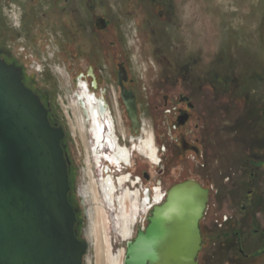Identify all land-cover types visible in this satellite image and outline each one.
I'll use <instances>...</instances> for the list:
<instances>
[{"label": "flooded vegetation", "instance_id": "flooded-vegetation-1", "mask_svg": "<svg viewBox=\"0 0 264 264\" xmlns=\"http://www.w3.org/2000/svg\"><path fill=\"white\" fill-rule=\"evenodd\" d=\"M80 1L89 9V25L74 17L78 13L72 8L74 0H54L56 12L54 18L49 21L56 30L67 33V41L63 36L66 45H63L55 34H44L41 31V22L39 29H36L37 34L30 38L34 43L36 37L46 51L39 61L36 54L31 53L32 48L26 37L23 60L12 51L2 48L0 57L21 68L25 85L40 97L49 111L51 124L64 132L62 145L68 160L71 186L69 200L77 212L79 222V210L73 200L79 197L86 219L82 238H86L90 216L94 217L92 205L95 202L94 194L97 193L107 205L105 208L115 212L111 219L114 220L113 224L118 214L119 199L135 196L133 202L138 205L139 212L128 239L133 241L142 230L144 221H147L145 228L148 226L153 207L163 204L166 200L165 198L160 204L155 203V194L159 188H156L157 177L166 174L165 158L173 156V148L178 146L183 162V174L186 176L194 171L197 173L196 176L179 183L195 181L209 193L207 208L200 222L203 241L198 258L210 239L217 242L223 238L226 243L221 245L222 248L230 250L235 246L239 254L248 259L251 248L250 243L246 242L249 236L247 230L251 231V235L254 230L257 235L264 234L262 230L253 229L254 218L259 212L264 215V154H253L246 160L245 167L252 166L247 184L256 186V189L246 191L245 199L241 200L239 206L240 217L222 214L216 220L219 230L216 229L213 233L206 230L204 222L210 219V204L214 192L220 194L222 186L227 185L231 186L238 196L239 193L243 194L245 186H248L239 185L236 177L242 175L246 168L243 166L235 170L232 161L238 155L236 144L242 143L241 154H249L254 146L248 138L249 123H257L264 132V101L261 109L260 106H255L238 118L236 115H227V112L234 111L222 101L227 100L223 95L229 93L228 86L233 81L234 74L229 71L234 68V57L230 55L225 64V58L222 59L219 50L215 52L213 61L207 63L200 44L193 40L188 20L177 26L181 36H170L169 42H165L159 35L156 21L165 23L169 34L176 28L177 15L173 0H128L130 12L137 11L138 8L143 10L136 13L137 17L129 28L123 24L121 18L113 19L97 12L96 3L105 6L102 0ZM62 2L63 8H60ZM196 21L198 22V19ZM11 22L13 27L21 23V16L16 11L11 16ZM145 31L149 33L150 39L144 37L145 46L141 49L142 34ZM142 51L146 52L145 57ZM63 55H69L72 59L80 58L83 66L70 72L66 63L61 62ZM31 64L34 70L30 68ZM81 90L86 92L85 97L81 96ZM57 93L70 117L74 115L71 106L75 102L73 107L84 121H88L85 114L87 111L89 124L91 113L90 108L89 112L87 110L86 99L90 97L89 103L93 104L97 121L102 126L100 140L96 141L89 136V181L84 178L86 184L80 183V190L89 185V219L82 192L77 196L76 192L73 193L74 188L76 189L74 179L78 172V163L73 146L70 145L69 131L66 130L64 120L55 112L52 96ZM144 130L149 131L150 144L146 148L147 151H144L143 146L147 137ZM76 139L77 136L75 141ZM100 144H103L101 149ZM140 144L142 148H139ZM261 145L264 152V134ZM125 150L129 154L123 158L122 153ZM146 152H153L156 159L158 158L157 162L151 160ZM116 157H119L118 163ZM142 162L146 163L147 168L141 171ZM261 167L262 175L256 172ZM160 184L162 185V182ZM144 188L143 192L141 189ZM159 189L166 192V197L168 190L162 186ZM254 208L261 211L255 212ZM139 220L142 224L137 228ZM78 227L77 223L76 230L80 239ZM125 243L127 244L126 241ZM261 250L264 253V247Z\"/></svg>", "mask_w": 264, "mask_h": 264}, {"label": "water", "instance_id": "water-1", "mask_svg": "<svg viewBox=\"0 0 264 264\" xmlns=\"http://www.w3.org/2000/svg\"><path fill=\"white\" fill-rule=\"evenodd\" d=\"M63 138L21 68L0 57V264H84L90 244L77 235ZM208 201L195 181L170 188L125 264H198Z\"/></svg>", "mask_w": 264, "mask_h": 264}, {"label": "rangeland", "instance_id": "rangeland-1", "mask_svg": "<svg viewBox=\"0 0 264 264\" xmlns=\"http://www.w3.org/2000/svg\"><path fill=\"white\" fill-rule=\"evenodd\" d=\"M102 1L105 3V6L99 2L95 4L97 12L104 13L113 19L121 18L123 24H125L127 28L135 21L137 17L136 13L143 11L138 8L137 11L130 12L128 0ZM173 2L177 15L175 23L176 28L172 29V32L169 34L166 24L157 20L156 26L158 27L157 30L161 38L165 42H169L170 36H181L177 26L188 20L193 40L200 44L207 63L213 61L215 52L219 50L221 51L222 59L225 58V64H227L226 61H228L230 55L234 57V68L232 71H229L234 74L233 81H231L228 86L230 88L229 95L227 93L223 95V98L226 97L227 100L222 101L223 104L231 107V110L234 111L227 112V115L232 117L236 115L238 118L255 106H260L261 109L262 102L264 101V0H173ZM54 4V0H0V48L12 51L23 60L22 54L23 47L25 46L24 38L26 37L29 46L32 48L31 53H35L39 61L45 49L40 46L36 37H34L35 42L32 43L31 37L37 34L36 29H39L41 22L43 26L40 27L43 28V30L41 28V31H43L44 34L49 33L51 35L53 33L55 36L59 37L63 45H66L68 39L67 33H64L62 30H56L52 26L53 23L50 22L54 18L56 12ZM60 5V8H63V2ZM73 5L72 8L78 11L74 17L89 25V9L85 3H81L80 0H74ZM15 11L21 16V23L13 27L11 25V16ZM197 19L198 22L196 21ZM198 26L199 28H197ZM63 36H65L66 41ZM144 37H147V40L150 39L147 31L142 34L141 49L142 47L144 49L145 46L146 39ZM63 50H65V47H63ZM145 53L143 52L144 57L146 56ZM63 57L65 59L62 58L64 61L61 60V62L66 63L65 65L69 67L70 72H74L83 66L80 58L72 59L69 55H67V57L63 55ZM58 61L57 59V62ZM30 68L34 70L33 64H31ZM52 98L56 114L64 120L67 127L66 130L69 131V137H71L70 145L73 146L75 160L78 163V172L74 179L76 189L74 188L73 191V193L76 192L77 196L80 190V183L85 182L84 178L89 181L88 150L90 135L88 131L85 133L80 128L78 119L75 115L72 117L68 115L67 111H65V107L60 101L58 93L56 95L53 94ZM74 105L75 102H73L71 106L73 114L78 115L77 112H75L76 109H74ZM149 115L147 116L149 117ZM248 127L250 130L248 138L254 146L249 154H241L243 152V145L242 143L236 144L235 149L238 155L235 156V159L232 161L235 170H239L240 167L243 166L245 167L246 160L251 158L253 154H264L261 145V138L264 134L263 130H261L259 125L255 122L249 123ZM259 129L260 131L256 133ZM75 136H77L76 141ZM79 149L81 151H79ZM178 150V146H174L173 156H169L167 159L165 158L164 164L166 165V174L157 177L158 184L156 188H161L162 186V188L169 191L173 184L182 182L186 178L196 176L197 173L195 171L192 172L193 174H188L186 176L183 174V162ZM253 163L254 162H252V164ZM253 167L257 168L256 166ZM146 168V163L142 162L140 170L142 171ZM245 168L246 173L243 172L242 175L236 176L238 177L239 185H246L249 180V173L251 172L252 166L248 165V167ZM256 172L262 175L263 168H259ZM160 182H162V185ZM138 188L140 189L139 186ZM251 188L256 189V186H245L243 194L239 193L238 196L234 192L235 190L227 185L222 186L220 194L214 192L210 204V219L204 222L206 230L209 233L215 232L216 229L219 230L216 220L219 219L222 214L240 217L239 206L242 203L241 200L245 199L246 191ZM141 190L145 191V188ZM164 193L166 192L164 191ZM73 200L76 208L79 210L80 221L78 222V231L80 240H84L82 238V231L86 228V219L79 202V197L77 196V198L75 197ZM254 211H261V209L254 208ZM109 219H112L111 215ZM253 222V229L262 230L264 233L263 212L261 214L259 212ZM141 224L142 222L139 220L137 228ZM145 224H147V221H144L141 225V229L145 228ZM107 226V232L114 251L118 252V250H124V244L126 243L115 235L113 224L108 223ZM247 228L251 229L250 227ZM247 232H249L250 237L248 236L246 242L250 243L251 248L248 252L250 255L248 259L241 256L235 246L230 250L222 248L221 245L226 243L225 239L222 238L217 242L210 239L207 247L203 253L200 254L198 261L200 264H264V253L261 250L264 247V234L257 235L255 230L253 231V235H251V231L247 230ZM92 254L93 257H95L94 249Z\"/></svg>", "mask_w": 264, "mask_h": 264}, {"label": "bare ground", "instance_id": "bare-ground-1", "mask_svg": "<svg viewBox=\"0 0 264 264\" xmlns=\"http://www.w3.org/2000/svg\"><path fill=\"white\" fill-rule=\"evenodd\" d=\"M80 92H81V96L82 95L84 97L86 96V92L84 90H81ZM88 99H90V97ZM88 99H86V101H87V110L89 112V108H90V113H91L90 124H89V118L90 117L88 116L87 111H85V114L87 116L88 121H84L81 116H78L76 114H74V115L78 119V123H79L80 128L85 133H86V131H88V132L90 131V138L92 137L97 141V140H100L101 133H102V126L100 123H98L97 118H96L95 108L92 107L93 104L89 103L90 101ZM94 106H95V104H94ZM99 110H101V109H99ZM75 112H77V111L75 110ZM99 112L97 111V113H99ZM103 125H104V123H103ZM76 127L78 129L77 125H76ZM103 127H105V125ZM89 128H90V130H89ZM144 131H145V134L147 137H146V141L143 143V146H144V151H147L146 148H148L149 144H150L149 131L148 130H144ZM109 136H110V134H109ZM111 138H112V136H111ZM106 139H108V138L106 137ZM101 145H103V144L99 145L100 149H101ZM139 148H142V144L139 145ZM113 149H115V147H113ZM108 151H109V149H108ZM128 154L129 153L125 150V152L122 153V156H124L123 158L127 157ZM95 155H97V153ZM119 155H121V154H119ZM146 155L149 158H151V160L157 162L158 158L156 159V157L153 155V152L152 153L146 152ZM115 159L117 161L119 159V157L118 158L116 157ZM116 163H118V161ZM113 190H115V189H113ZM80 191L82 192V196L84 198V205H86L88 207V213L86 212V214H88L87 217L89 219V211H90V209H89V185H85L81 190H79V192ZM166 197H167V195H166ZM166 197H165L164 190L158 188L157 192L155 194V203L156 204L162 203ZM126 198L127 197L124 196L123 198L119 199L118 214H116V222H114L115 224H113L112 221H114V220H110L109 216L111 215V218H112V216H115L114 215L115 212H110L109 208H105L107 205L104 204V202H102L103 200L99 197V195L97 193L94 194V201L95 202L92 205V206H94V213L92 212L94 214V217H92V215H91L92 213H91L90 214L91 215L90 216V225L88 222V226H87V229L85 232V234H86L85 240H87L89 242L90 249H89L87 256L84 258V264H94V263L95 264H125V257H124V255L126 254L125 249L119 250L118 252L114 251L113 246L111 244V239L109 238V235L107 232V230H108L107 224L108 223L113 224L115 235L118 238H120L122 241H126L127 243L129 241H131L128 239L131 237L132 230L134 229L135 219L137 217L136 214H138V212H139V207H138V205H136L135 202H133V200L135 199V196L128 197V199H126ZM146 203H147V201H146ZM130 214H131V216H130ZM126 248H127V244H126ZM93 249L95 250V257H93V254H92Z\"/></svg>", "mask_w": 264, "mask_h": 264}]
</instances>
